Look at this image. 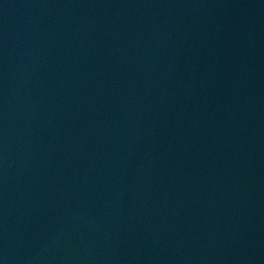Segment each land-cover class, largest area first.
Returning <instances> with one entry per match:
<instances>
[{
	"label": "water",
	"instance_id": "1",
	"mask_svg": "<svg viewBox=\"0 0 264 264\" xmlns=\"http://www.w3.org/2000/svg\"><path fill=\"white\" fill-rule=\"evenodd\" d=\"M0 264H264V0H0Z\"/></svg>",
	"mask_w": 264,
	"mask_h": 264
}]
</instances>
